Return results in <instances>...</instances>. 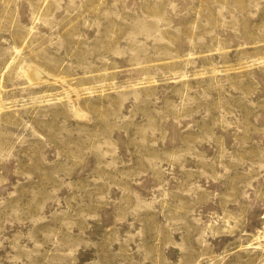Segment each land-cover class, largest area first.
Returning a JSON list of instances; mask_svg holds the SVG:
<instances>
[{"label": "rangeland", "instance_id": "obj_1", "mask_svg": "<svg viewBox=\"0 0 264 264\" xmlns=\"http://www.w3.org/2000/svg\"><path fill=\"white\" fill-rule=\"evenodd\" d=\"M0 264H264V0H0Z\"/></svg>", "mask_w": 264, "mask_h": 264}, {"label": "bare ground", "instance_id": "obj_2", "mask_svg": "<svg viewBox=\"0 0 264 264\" xmlns=\"http://www.w3.org/2000/svg\"><path fill=\"white\" fill-rule=\"evenodd\" d=\"M29 70H30V69H29ZM29 70H28V71H29ZM29 72H30V71H29ZM31 73H32V71H31ZM27 75H28V74H27ZM28 76H29V75H28ZM29 77H30V76H29ZM29 80H31V79H29ZM33 80H34V79H33Z\"/></svg>", "mask_w": 264, "mask_h": 264}]
</instances>
